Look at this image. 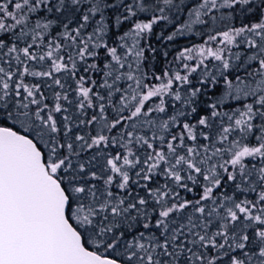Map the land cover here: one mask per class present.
<instances>
[{
	"label": "snow or ice",
	"instance_id": "obj_1",
	"mask_svg": "<svg viewBox=\"0 0 264 264\" xmlns=\"http://www.w3.org/2000/svg\"><path fill=\"white\" fill-rule=\"evenodd\" d=\"M0 264H264V0H0Z\"/></svg>",
	"mask_w": 264,
	"mask_h": 264
},
{
	"label": "trees",
	"instance_id": "obj_2",
	"mask_svg": "<svg viewBox=\"0 0 264 264\" xmlns=\"http://www.w3.org/2000/svg\"><path fill=\"white\" fill-rule=\"evenodd\" d=\"M161 30L164 31L165 35H167L171 29L164 28L163 25L156 27L154 29V33L152 37L149 40V43L152 44V46L156 47L158 51H163V50L169 51L170 53L169 58H171V55L175 52L177 48L188 45L189 41L186 39H181L178 44L165 43L162 38L158 40L157 35ZM193 42H200V38L199 37L194 38ZM158 58L163 59L162 57H158Z\"/></svg>",
	"mask_w": 264,
	"mask_h": 264
}]
</instances>
